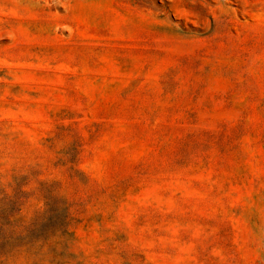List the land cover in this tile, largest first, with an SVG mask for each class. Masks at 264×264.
Here are the masks:
<instances>
[{"label": "rangeland", "instance_id": "1", "mask_svg": "<svg viewBox=\"0 0 264 264\" xmlns=\"http://www.w3.org/2000/svg\"><path fill=\"white\" fill-rule=\"evenodd\" d=\"M0 264H264V0H0Z\"/></svg>", "mask_w": 264, "mask_h": 264}]
</instances>
